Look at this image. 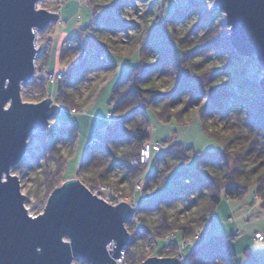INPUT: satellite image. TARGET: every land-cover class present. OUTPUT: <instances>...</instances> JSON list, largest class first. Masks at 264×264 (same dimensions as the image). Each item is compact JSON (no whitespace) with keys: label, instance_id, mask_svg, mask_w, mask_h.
Returning a JSON list of instances; mask_svg holds the SVG:
<instances>
[{"label":"trees","instance_id":"obj_1","mask_svg":"<svg viewBox=\"0 0 264 264\" xmlns=\"http://www.w3.org/2000/svg\"><path fill=\"white\" fill-rule=\"evenodd\" d=\"M204 1L207 0H187L186 6L178 7L173 0H161L158 28L162 31L157 29V33L147 34L144 30L145 38H139L136 43L140 49L147 47L149 53L155 51L156 59H142L116 80L109 96L111 109L107 123L95 135L101 138L100 143L86 147L78 164V171L86 174L85 180L93 184L109 182V173L115 169L121 173L115 183L126 179L132 185L141 177L144 198L139 200L138 215L143 228L138 230L130 221L126 223V229L132 233L124 252L126 264H140L150 256H160L167 243L159 239L150 254H143L149 233L158 238L174 234L170 246L174 254V243L191 236L195 228L210 223L221 197L240 199L252 187L253 195L264 207V102L257 84L247 78L245 68L254 58H241L235 52L229 44L225 22L214 16L219 11L211 5L203 6ZM128 2L132 0H109L106 4L90 0L93 20L99 25L97 30L110 33L126 30L129 25L110 13L121 12ZM102 12L105 14L101 17ZM181 24L186 28L179 34L177 26ZM212 56L217 57V64L206 65ZM84 59L85 56L79 64L68 66V77L84 70L86 66L81 67ZM100 65L92 64L98 68ZM109 66L102 67L111 71ZM156 79H168L174 85L160 91L155 86ZM67 106L72 109L70 104ZM148 106H158L156 112L165 121L172 116L187 121L193 115L189 110L196 109L198 116L204 118L203 129L223 143L222 149L207 157L194 152V165L190 169L183 165L190 159L184 150L188 148L178 144L172 150L168 146L161 152L167 158L161 169L148 172L132 168L129 162L137 157L142 143L149 138L145 115ZM73 107L80 109L79 105ZM40 132L43 152L55 159L53 171L45 174L48 194L56 177L63 175V164L74 144L76 128L75 124H59L51 132L48 125ZM49 132L54 134L53 139L48 137ZM60 139L68 144L65 155L57 148ZM151 157L152 153L150 160ZM33 160L38 161L36 157ZM176 163L178 170L174 169ZM169 170H173L171 186L165 189ZM63 181H57L58 185ZM175 203H181L190 215L182 220L168 216L167 207ZM178 212L181 208L175 209L176 215ZM226 237L216 235L194 247L182 264H236ZM136 242L141 245L138 261L132 258Z\"/></svg>","mask_w":264,"mask_h":264},{"label":"rangeland","instance_id":"obj_2","mask_svg":"<svg viewBox=\"0 0 264 264\" xmlns=\"http://www.w3.org/2000/svg\"><path fill=\"white\" fill-rule=\"evenodd\" d=\"M98 1L106 4L109 0ZM173 2L178 7H184L187 4V0H173ZM204 2L203 6L211 5L214 8L213 0ZM160 3L161 0H132L131 3L124 4L121 12L110 13V15L127 23L129 27L126 30L110 33L104 30H97L99 25L97 26V23L93 20L90 0L37 1V8L56 13L57 18L44 28L34 31L35 47L37 49L39 47V49L34 61L33 76L36 75V70L43 72L42 70L45 71L48 68L66 74L65 81L59 86L56 83L54 86L51 87L50 84L48 87V90L52 91L54 96L57 87L61 89L57 101L53 102L57 106L58 112L49 117L48 124L51 132L59 124L65 126L75 124L76 128L74 144L63 164V175L56 177L57 179L54 177L51 179V181L55 179L54 188L61 185H58L57 181L71 178L78 179L88 189L95 184L117 186V188L119 187L122 190L123 195L128 196V198H132L135 195L136 204L139 207V200L144 198L141 194V191L143 192L142 185L140 186L141 191L133 194L132 187L135 182L129 185V181L125 179L115 183L121 174L120 169H115L109 173V182H96L93 184L88 182L89 180H85L86 174L78 171V164L82 159L87 140L95 137L107 123L111 109L109 96L116 80L130 68L136 66L142 59L146 60L149 58L151 61L156 59L155 51L149 53L147 47L140 49L136 43L139 38H145L144 35L142 36L144 30H147V34H151L157 33V29H160L158 28V8ZM214 9L220 13L214 15L216 20L220 19L226 24L223 11L218 8ZM104 14L102 12L99 15L102 17ZM185 28L186 26L182 24L178 25V33H182ZM160 30L162 31V29ZM69 42L70 46L68 45ZM83 56H85V59L81 67L86 66L84 70L76 71L68 77V73H66L68 66L79 64ZM252 58L254 57L252 56ZM217 60L216 56H212L206 65L213 64L215 66ZM96 63L102 65L99 68L94 67L95 65L92 66V64ZM104 64L110 65L109 67H112L111 71L106 67H102ZM245 68L247 69V78L257 84L260 89L258 84L259 80L264 76V72L256 59L254 58V61L248 62ZM154 83L160 91L168 90L174 85V82L168 79H156ZM37 90H35V86L32 83L21 85L20 96L22 102L35 103L44 100L43 96L37 99L29 96L30 92L36 91L38 93ZM40 90L42 91L41 87ZM89 94L90 99H88ZM261 97L263 99L262 92ZM69 104L72 109L67 106ZM51 105L49 103V106ZM73 105H79L80 109L78 110V107H73ZM156 110H158V106H148L145 109V115L149 125V139L154 142H160L161 146L157 150H152L151 160L145 170L135 167L134 169L148 172L161 169L167 159L161 152L166 151L168 146H171L172 150L178 144L188 148L184 150L190 156V159L183 165L190 169L194 165V152L207 157L218 153L222 149L223 143L203 129L204 118L198 116V113L195 112L196 109L189 110L193 115L184 122L174 116L168 121L162 120ZM51 132H49L48 137L53 139L54 134ZM41 135L42 132L39 129H34L30 133L23 157L10 169V174L16 175L19 179L20 193L24 195L23 204L30 216H36L42 212L51 192L48 194L46 192L48 180L45 174L48 171H53L55 166V159L50 157L49 154L46 155L42 150ZM57 148L59 153L65 155L68 151V144L63 139H60L57 141ZM33 157H36L38 161L34 162ZM169 159L173 160L172 157ZM176 161L178 162V159ZM229 163L231 164L230 159ZM176 164L177 166L174 169L178 170V163ZM173 170H169L166 174L163 185L165 189H169L171 186ZM124 203L128 204L126 201ZM176 208H181V212H178V215L175 214ZM166 210L168 216L178 217L179 220L190 215H187V211L183 210L181 203L171 204ZM138 214L137 210L139 219ZM154 216L155 214H152L151 217L155 218ZM229 217L233 218L232 222L227 220ZM234 220L237 221V225ZM196 230H200V235L182 249L181 253L184 258L190 255L194 247L210 241L213 236L223 235L227 236V244L234 253L236 264H264V244L252 236L254 231L264 234V207H262L261 201L253 195L252 187H248L243 196L237 200L221 197L219 204L214 209L210 223H205L203 226L195 228L194 233ZM229 235H233V237H228ZM163 238L164 236L158 239ZM153 249L151 248L147 254H150ZM133 251L132 258L138 261L141 256V245L139 242H136ZM172 251L170 249L161 257H172L174 255L171 253ZM72 264L87 263L73 259ZM127 264H131V262H127ZM132 264H136V262Z\"/></svg>","mask_w":264,"mask_h":264},{"label":"water","instance_id":"obj_3","mask_svg":"<svg viewBox=\"0 0 264 264\" xmlns=\"http://www.w3.org/2000/svg\"><path fill=\"white\" fill-rule=\"evenodd\" d=\"M38 0H0V264H116L128 243L131 209L93 195L78 179H66L48 195L41 213L30 216L16 175L34 129L43 130L58 112L45 98L22 102L21 85L34 72L35 30L57 18ZM223 11L229 44L254 57L264 72V0H213ZM40 46V45H39ZM264 102V76L259 80ZM109 246V248H108ZM140 264H179L175 257L150 256Z\"/></svg>","mask_w":264,"mask_h":264},{"label":"built area","instance_id":"obj_4","mask_svg":"<svg viewBox=\"0 0 264 264\" xmlns=\"http://www.w3.org/2000/svg\"><path fill=\"white\" fill-rule=\"evenodd\" d=\"M68 45L70 46V42ZM42 71L43 72H40V70L39 71L36 70V72H35L36 75L35 76L32 75L30 81L28 82L29 84L32 83V85L35 86V90L38 89L37 90L38 93H36V91H33V92L29 93V96L31 98L34 97L33 99H37L38 97L42 98V96H43V98H48L50 100V105H51V104H53V102L57 101V98L59 96V93L61 92V89L59 87H57V90H56L55 96H54V93H52V91L50 92L48 90V87L50 86V84L52 87L56 83H58V86H59V84H61L65 81V78H66L65 75L66 74H64L63 72L53 71L49 68L45 69V71L44 70H42ZM40 74H41V76H40ZM40 87H41L42 91L40 90ZM73 111H74V109H73ZM109 121H111V120L109 119ZM132 134H134V133H132ZM100 140H101V138L99 136H95V137L90 138L89 140H87V142L85 144V148L100 143ZM160 146H161L160 142H157V141L154 142L148 138L147 140H145L142 143V146L139 149L137 157L133 158L129 162V165L132 168H134V167L135 168H142L143 170H145L149 164L152 150H157L160 148ZM140 186H141V181H140V178H138L132 187L133 194L141 191ZM89 190L93 195H95L99 198H102L103 200H105L108 203L113 204V205L118 204L120 201L121 202H125V201L128 202L130 208H132L131 214H130L131 216L129 217V221L131 223H133L134 226H137L138 230H141L143 228V225L141 224L140 220L137 217L138 206L136 204L135 195H133L132 198H128V196L123 195V192L119 187L117 188V186H110V185H106V184L91 185L89 187ZM227 220L232 222L233 218L229 217V218H227ZM130 234H132V233L128 232L129 236H130ZM134 234H136L137 236L139 235V233H137L136 230H134ZM199 235H200V230H196L195 233L193 234V236L188 237V238H186V237L182 238L177 243H174L175 253L173 256H175L179 260V264H182L185 260L184 256H182V253H181L182 249L185 247L186 244L191 243L192 240L197 238ZM253 237L264 244V234L259 233V232H254ZM173 238H174V234H168V235H165L163 239L159 240V241H163V242L167 243V246L162 250L159 257L164 256L165 253L170 251V249H171L170 246L173 244ZM157 241H158V238L154 234L149 233L147 244L144 245V247H143V254L148 255L147 253H149L151 248H155ZM126 247H127V244L121 250L119 257L115 258L116 264H125L124 252H125ZM108 248H109V246H108Z\"/></svg>","mask_w":264,"mask_h":264},{"label":"crops","instance_id":"obj_5","mask_svg":"<svg viewBox=\"0 0 264 264\" xmlns=\"http://www.w3.org/2000/svg\"><path fill=\"white\" fill-rule=\"evenodd\" d=\"M236 200H237V199H236ZM234 222H235L236 225L238 224L237 221L234 220ZM254 232H258V231H254ZM239 234H241V233L239 232ZM239 234H237V235H239ZM252 236H253V235H252Z\"/></svg>","mask_w":264,"mask_h":264}]
</instances>
